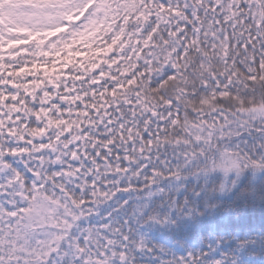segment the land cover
Instances as JSON below:
<instances>
[{
    "label": "snow or ice",
    "instance_id": "obj_1",
    "mask_svg": "<svg viewBox=\"0 0 264 264\" xmlns=\"http://www.w3.org/2000/svg\"><path fill=\"white\" fill-rule=\"evenodd\" d=\"M0 264H264V0H0Z\"/></svg>",
    "mask_w": 264,
    "mask_h": 264
},
{
    "label": "trees",
    "instance_id": "obj_2",
    "mask_svg": "<svg viewBox=\"0 0 264 264\" xmlns=\"http://www.w3.org/2000/svg\"><path fill=\"white\" fill-rule=\"evenodd\" d=\"M259 216H260V212H259V209H257V212H256L257 219L259 218Z\"/></svg>",
    "mask_w": 264,
    "mask_h": 264
}]
</instances>
